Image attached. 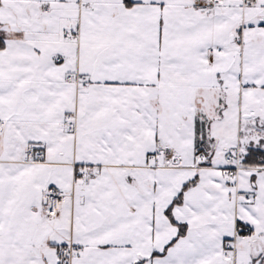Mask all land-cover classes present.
<instances>
[{"label": "snow or ice", "instance_id": "obj_1", "mask_svg": "<svg viewBox=\"0 0 264 264\" xmlns=\"http://www.w3.org/2000/svg\"><path fill=\"white\" fill-rule=\"evenodd\" d=\"M0 264H264V0H0Z\"/></svg>", "mask_w": 264, "mask_h": 264}]
</instances>
